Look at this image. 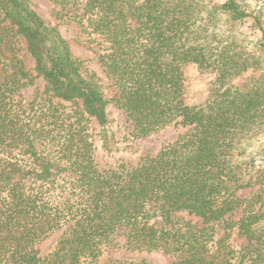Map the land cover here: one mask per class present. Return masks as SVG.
Here are the masks:
<instances>
[{
	"label": "trees",
	"instance_id": "obj_1",
	"mask_svg": "<svg viewBox=\"0 0 264 264\" xmlns=\"http://www.w3.org/2000/svg\"><path fill=\"white\" fill-rule=\"evenodd\" d=\"M51 1L99 40L97 57L116 89L112 102L139 138L175 124L189 132L132 171L99 170L83 113L45 103L26 108L15 99L28 84L16 38L26 41L52 96L81 101L102 127L110 101L29 0H0V264L97 263L116 236L126 238L127 251L162 252L171 264H235L234 227L252 247L248 262L264 264V165L235 155L242 138L264 126V83L227 87L259 67L235 27L253 21L264 50L260 20L239 0ZM189 64L217 74L203 106L185 103ZM109 141L105 133L107 151ZM179 213L213 225L180 224ZM221 224L225 234L216 239L211 232ZM65 227L41 258L35 244Z\"/></svg>",
	"mask_w": 264,
	"mask_h": 264
},
{
	"label": "rangeland",
	"instance_id": "obj_2",
	"mask_svg": "<svg viewBox=\"0 0 264 264\" xmlns=\"http://www.w3.org/2000/svg\"><path fill=\"white\" fill-rule=\"evenodd\" d=\"M227 0H205L208 3L221 5ZM32 9L42 18L45 24L54 28L65 40L74 58L82 66L83 75L97 83L105 97L110 101L107 106V124L102 127L95 118L84 114L81 101L66 102L60 100L49 92L47 83L35 70V60L27 51L26 41L20 37L16 38V48L19 49V56L28 74L27 86L24 87L15 99L22 102L26 108H30L38 103L52 104L70 116L83 113L93 143V154L97 168L101 171H132L138 167L139 163L146 158L156 157L165 147L174 144L181 137L189 132L188 127L175 124L153 133L147 137H138L134 131L133 123L129 120L127 113L116 106L112 99L116 96V89L112 81L107 77L105 68L97 57L100 46L99 40L86 30L83 26L73 20L70 15L57 7L51 0H29ZM241 7L246 13L258 18L264 29V0H239ZM251 20H245L236 25L237 31L243 35V39L248 43V51L251 55H256L259 67L243 73L237 78L228 82L227 87H238L241 89L252 88L256 82L264 83V50L259 46L262 39V32L253 26ZM185 74V103L189 106H203L211 97L212 91L217 88L215 81L217 74L211 70H201L195 64H189L184 68ZM110 135V151L104 149L103 136ZM235 155L240 153V159H254L256 163L264 165V126L256 128L247 134L238 145ZM68 181H70L68 179ZM254 188H247L238 192V197L244 200L250 197L255 191ZM179 223H190L198 228H207L211 223H205L199 217L190 216L187 213L176 215ZM241 213L237 212L231 218L237 221ZM211 232L216 239H220L225 234V229L221 225H215ZM67 227L59 230L47 238L35 244L34 249L41 258L52 253L60 238L64 235ZM231 234L230 247L236 252L235 264H251L248 260L252 257V247L240 233L237 227L228 230ZM126 238L116 236L110 244L104 247L103 255L92 264H115L133 262L136 264H171L172 259L162 252H130L124 247ZM245 259L242 260V256Z\"/></svg>",
	"mask_w": 264,
	"mask_h": 264
}]
</instances>
